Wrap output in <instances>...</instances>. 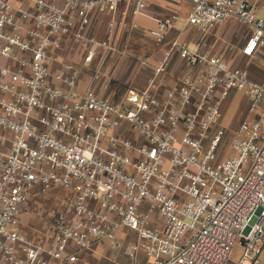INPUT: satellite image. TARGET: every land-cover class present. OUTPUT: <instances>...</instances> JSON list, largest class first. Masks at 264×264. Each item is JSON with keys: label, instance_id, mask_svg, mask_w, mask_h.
I'll return each instance as SVG.
<instances>
[{"label": "built area", "instance_id": "obj_1", "mask_svg": "<svg viewBox=\"0 0 264 264\" xmlns=\"http://www.w3.org/2000/svg\"><path fill=\"white\" fill-rule=\"evenodd\" d=\"M151 1L0 0V264H76L79 251L116 240L123 228L137 234L136 251L149 261L134 264H228L238 244L237 264H258L264 83L209 51L175 43L156 75L167 72L173 50L194 74L164 98L154 92V76L147 88L131 87L115 102L93 89L79 91L80 68L63 59L64 37L84 49V64L101 51L112 53L117 26H127L116 11L128 4L135 18ZM182 1L191 6L187 23L198 32L234 19L251 33L244 54L264 47L257 0ZM109 13L98 38L90 31L92 17ZM173 26V18L158 22L152 31L158 44ZM234 91L244 92L249 106L232 133V154L219 161L213 129ZM54 189L67 198L49 230L30 237L21 217L36 192Z\"/></svg>", "mask_w": 264, "mask_h": 264}, {"label": "crops", "instance_id": "obj_2", "mask_svg": "<svg viewBox=\"0 0 264 264\" xmlns=\"http://www.w3.org/2000/svg\"><path fill=\"white\" fill-rule=\"evenodd\" d=\"M256 5H257V11L259 9L260 13L262 14L261 15L262 17L261 16L260 17L264 18V0H257ZM121 6L122 7H120L116 11L115 17H117L118 20L121 19L125 20L127 23L126 26L127 28L128 27L139 28L138 32H140L150 41H146V43L144 44L146 47L145 50L142 52L144 53V56L143 54H141L142 57L141 56L139 57L140 60L139 63L142 66L140 68V71L139 69L136 70L139 72L134 73V75L130 77L131 80L129 84L126 83L127 85H130L131 83H134L135 85L126 88L122 92L120 99L118 101L121 100L126 90L131 87L137 89L147 88L149 78L154 76L156 77V81H157V87L154 89V92L157 96L164 98L167 90L173 88L174 86H177L178 83L183 78L190 76L196 72V69L192 68L188 64V62L180 56L178 50L175 51L173 50L171 56L167 60V72L164 74L156 75L155 67L158 65L159 61L161 60V58L160 59L158 58L159 54L161 53L164 54L165 50L173 49V45L175 43H181V44L186 43L189 46V48H191L194 51H198V50L209 51L211 54L223 58L233 68L248 69L250 77L252 79L264 83V47H260L253 56H247L246 54H244L243 49L248 44V41L251 37V33L245 25L240 24L238 21L232 19L228 21L226 24L222 26H218L208 33H200L193 26H192L193 28H190L191 25L187 23V18L189 16L191 6L182 0H152L147 4L146 8L142 11V13L135 18L130 15V7L128 6V4H123ZM124 9L128 11V14L126 16H123L121 13L122 10ZM99 15L98 14L93 15L92 26L90 28L91 33L96 35L98 38L104 36L105 33L104 30L100 35L99 34L97 35L95 31L92 30V27L94 28L95 23L96 22L98 23L100 21L98 19L100 18ZM107 15H109L111 19L110 13ZM166 17L174 18V26L169 30L164 42L162 44H158L155 38L152 36V31L156 28L158 22ZM179 20H181V22L186 21L183 29L181 28V26L178 25ZM133 22L137 24L136 27L132 26ZM120 26L121 25H118L116 28L114 42L116 41L117 32ZM186 32L188 33V37L194 40L196 44L195 48L190 46L189 40L188 41L183 40V38L181 37L183 36V34H186ZM169 33H171V36H177L175 37V40H173L174 42L170 44L171 47L167 45V38L169 36ZM70 41L74 42L73 39H70ZM63 51H62V56L63 59L65 60V56H64L65 54ZM110 54L111 53H108L107 55L105 52L101 51L99 52L98 56L94 59L92 63L84 64V58H83V61L80 64H77L80 68L77 89L81 92L87 89H93L98 95L102 97L110 98L113 101L117 102L111 96H105L103 94H100L99 90H97L102 87V85L99 82L101 81L104 82L105 78L103 76L104 75L103 72L107 70V68L109 69V67L112 65L113 66L118 64L120 66L123 65L122 62H118L123 60H119V59L117 60L116 57H110L109 56ZM144 60H148L147 66L143 64ZM126 64L131 65L130 63L129 64L126 63ZM88 68H90V70L92 71V75L90 77L89 83L84 86L83 75L87 73V71L85 72V70ZM110 81L111 82L107 84L108 86H112L113 84L114 86L116 85L115 78L114 79L111 78ZM232 94L245 95V93L242 91H234L227 98H229ZM227 98L224 100L223 103H225ZM130 136H134V135L131 133ZM66 198H67V193L65 195V199ZM29 203L28 206H30ZM152 217L156 219L157 215L154 214ZM133 233L135 234V232L128 230L126 228L121 229L117 233L116 239L117 240L119 239L118 241L120 243V245L118 246L119 249H123V244L125 245V247L127 246V248L131 247L132 241L134 240ZM102 241L103 240L96 242L90 249L87 250V252L100 245L99 243ZM136 241H137V236L135 242ZM237 246L240 245L238 244ZM263 252L264 249L262 253ZM262 253L259 256L258 264H262L263 262L261 260ZM135 254L136 257L134 263L135 261L138 260L145 263L149 262L148 258H145L142 251H135ZM241 256L239 257L238 261L235 264L239 262ZM109 258H110L109 251H106L105 253L101 252L100 257L99 255L96 256L95 254H93V256H90L87 255V253H84V255L79 254V260L76 264H109L110 263ZM131 261H132L131 264H134L133 260Z\"/></svg>", "mask_w": 264, "mask_h": 264}, {"label": "rangeland", "instance_id": "obj_3", "mask_svg": "<svg viewBox=\"0 0 264 264\" xmlns=\"http://www.w3.org/2000/svg\"><path fill=\"white\" fill-rule=\"evenodd\" d=\"M122 7V6H121ZM258 15L261 16L258 9ZM99 15V14H98ZM100 18H98L99 22L95 23L94 28L92 27V30L95 31V33L100 35L109 25L110 17L107 14H101L99 15ZM262 17V16H261ZM166 18H172V17H166ZM174 19V18H173ZM186 22V21H185ZM185 22H181V20L178 21V25L181 26L183 29ZM190 28H193L190 26ZM189 28V29H190ZM139 28H131V27H122L120 26L116 41H115V50L109 55L110 57H116L118 61L122 62L123 65H112L105 70L104 73V82H99L102 87L99 90L100 94H103L105 96H111L113 99L118 101L120 99V96L122 92L130 87L134 86V83L129 84L130 77L134 75V73H138L140 71V68L142 67L140 65L139 57L144 53H142L145 50V43L148 40L145 36H143L140 32H138ZM191 30V29H190ZM188 31V30H187ZM175 37L177 36H171V33H169V36L167 38V45L170 46L171 43H173L175 40ZM183 40H189L190 46L194 47L196 46L194 40L190 39L188 37V33L183 34L181 36ZM71 38L64 37L63 43H64V56L65 60L71 61L76 64H80L83 61L84 58V49L79 45L76 44L74 41H70ZM66 43V44H65ZM171 47V46H170ZM169 47V48H170ZM108 55V54H107ZM106 55V56H107ZM164 54H159L158 58L162 59ZM64 60H61L60 62H56L52 65L53 67V73H56L59 71V69L62 67V63ZM126 63H130L131 65H127ZM125 64V65H124ZM135 64V65H134ZM139 71H136L138 70ZM87 73L83 75V84L84 86L89 83L90 77L92 75V71L90 68L86 69L85 72ZM114 79L116 80V85L114 84L112 86H108L110 80ZM110 79V80H109ZM127 83V84H126ZM99 84V85H100ZM104 88V90H103ZM232 96V97H231ZM225 103L222 105V119L218 125H216L213 129V133L218 135L220 138L218 143V160L223 161L224 159L228 158L232 154V148H231V138L232 133L236 131V129L239 127L240 123L246 117L247 110L249 106V98L245 94L243 95H235L232 94ZM240 96V97H239ZM212 136V135H211ZM210 136V137H211ZM36 196H33L31 202L29 203L30 206H28V210L24 215L21 217L22 219V227L25 229L26 233L30 237H35L38 234L46 233V231L49 230V228L53 225L57 213L60 211V208L62 207L66 191L64 192L62 189H54L47 193H35ZM32 210V211H30ZM258 220V216H254L251 220V224H255ZM264 229V225H263ZM127 232V231H126ZM128 233V232H127ZM134 234V233H133ZM136 236L135 233L133 235L134 240L132 241L131 247L123 244V249H119L120 243L117 240H103L100 242L97 247L91 249L87 252V250L79 251V254L84 255V253H87V255L93 256L95 254L96 256L99 255L101 252L105 253L106 251H109L110 253V263L109 264H130L132 263L131 260H135L136 254ZM242 254V247L236 246L234 248V251L231 255V261L229 264H235L239 257ZM145 258H147L146 255H144ZM261 260L263 261L262 264H264V252L261 255ZM107 261V260H106ZM140 261V260H139ZM98 263V262H97Z\"/></svg>", "mask_w": 264, "mask_h": 264}]
</instances>
